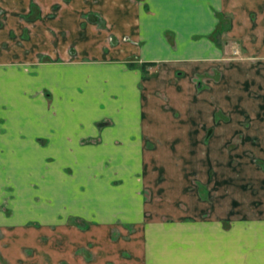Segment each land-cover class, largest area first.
I'll use <instances>...</instances> for the list:
<instances>
[{"label": "crops", "instance_id": "0c3cea01", "mask_svg": "<svg viewBox=\"0 0 264 264\" xmlns=\"http://www.w3.org/2000/svg\"><path fill=\"white\" fill-rule=\"evenodd\" d=\"M194 92L198 135L214 125L216 162L260 157L244 164L261 179H242L240 204L264 225V0H0V263L64 264L61 245L42 238L64 233L76 264H109L113 255V264H161L149 229L125 263L110 252L107 209L97 218L62 205L92 207L98 194L87 189L108 188L113 175L94 179L104 173L96 157L123 158L112 150L142 132L170 138L175 109ZM222 172L214 176L220 221L239 204L230 195L236 180ZM64 213L90 222L62 230ZM189 232L175 264H264L263 226Z\"/></svg>", "mask_w": 264, "mask_h": 264}, {"label": "rangeland", "instance_id": "374dc122", "mask_svg": "<svg viewBox=\"0 0 264 264\" xmlns=\"http://www.w3.org/2000/svg\"><path fill=\"white\" fill-rule=\"evenodd\" d=\"M202 78V76L195 75L193 79L196 82ZM196 97L197 94L194 92L189 103L183 102V106L175 109L174 124L169 125V128L165 130L166 133L168 130L170 131L166 135L170 138L160 136L148 138L147 133L142 132L141 139H133L127 143L121 141L118 148L112 150L113 153L120 151V154L124 155L123 158L117 159V155H114L116 157H96L94 166H102L104 173L95 174L94 179L103 178L107 170L113 171V175L111 179L107 180L108 188L98 190V188L93 187L87 189L94 195L98 194L95 196L92 207L90 203L87 204L85 201L77 205L75 203L68 205L63 203L62 205V208L68 207L69 211H88L89 217L98 215L97 218L100 215L106 218L108 212L103 214L102 211L107 209L113 217L110 221L109 234L106 236V239L110 240L108 242L109 249L111 254H116L115 251L120 252V259L125 263L134 261L132 245L135 240L146 238L147 229L156 242L154 247L157 248L155 254L158 256V262L168 264L172 260V264H175V262L182 260L180 241L187 231L194 235L192 232L199 228H239L245 225L264 227L261 225L262 220L246 212L248 206H241L240 204L244 203L246 190L243 189L247 188L242 179L249 178L253 181H260L261 179V174L245 171L244 164L249 160L261 164L260 157H228L231 161L229 163L235 169L232 173L228 171L231 164L225 163L224 158L216 162L213 156L214 125L207 123L205 135H198ZM202 129V125H200V132ZM173 133L175 135L171 137ZM236 143L235 139L228 141V146L234 147ZM117 163L124 170L121 175L114 170ZM217 168L223 171L221 174L223 178L225 174L236 180L232 184L233 190L230 195L235 201H239V204L235 202L232 205L236 213L231 215V218L221 221L219 214L215 215L214 213V176H217ZM65 169L70 172L71 167L67 165ZM77 190L82 194L87 192L85 187ZM62 215L68 216V219L56 221L62 224V230L68 224L85 227L87 221L90 222L89 219L71 220V213ZM36 223L38 221L33 222V224ZM51 227H55V224ZM54 230L57 231V228ZM106 230H103L104 234L107 233ZM198 233L200 232L198 231ZM30 238H34L35 242L37 240L33 236ZM42 238L45 240V244L56 245L59 243L61 245L59 253L63 259L62 263L71 264L74 262L71 259L68 234L53 236L52 233L50 235L46 233ZM191 238L196 239L197 236ZM172 239L178 241L173 243L175 244L174 247L170 245L173 242ZM120 244L125 245L124 248H121ZM172 249L175 251L174 257L171 258L170 256L166 259V255H170ZM27 253L30 251L27 250ZM78 253L79 251H77ZM116 259V255H113L106 262L113 264ZM0 264L6 263L1 261ZM9 264H13V261L9 260ZM74 264L76 263L74 262Z\"/></svg>", "mask_w": 264, "mask_h": 264}]
</instances>
